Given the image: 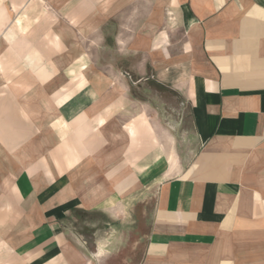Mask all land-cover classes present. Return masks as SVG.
I'll use <instances>...</instances> for the list:
<instances>
[{
	"label": "crops",
	"instance_id": "obj_1",
	"mask_svg": "<svg viewBox=\"0 0 264 264\" xmlns=\"http://www.w3.org/2000/svg\"><path fill=\"white\" fill-rule=\"evenodd\" d=\"M78 2L93 54L48 38L0 90L17 168L0 264H106L70 219L134 205L148 222L136 264H264V0ZM149 81L187 127L166 133L132 95Z\"/></svg>",
	"mask_w": 264,
	"mask_h": 264
},
{
	"label": "rangeland",
	"instance_id": "obj_2",
	"mask_svg": "<svg viewBox=\"0 0 264 264\" xmlns=\"http://www.w3.org/2000/svg\"><path fill=\"white\" fill-rule=\"evenodd\" d=\"M82 1L91 2L92 5L94 0ZM78 3V0H0V90L4 85L10 87V77L14 79L24 68L22 62L30 56L22 54H29L31 48H44L42 42L48 38L49 49L54 47L52 42L57 45L58 39H66L69 43H78L75 49L93 54L98 37L89 29V23H76ZM86 11L90 15L94 14L91 13L94 12L93 8H87ZM132 95L138 100L159 106V117L166 133L173 135L178 133L177 129L188 126L185 107L168 90H159L149 81L133 86ZM141 123L146 125L145 121ZM15 160L14 153L7 151L0 143L2 213H6L5 209L14 203L11 185L17 171ZM70 226L74 234L86 243L89 252L96 253L100 245H106V264H136L142 254L148 222L145 213H141L138 206L134 205L127 216L115 221L102 214L76 213L70 219Z\"/></svg>",
	"mask_w": 264,
	"mask_h": 264
}]
</instances>
